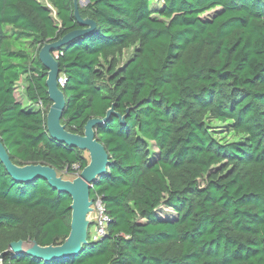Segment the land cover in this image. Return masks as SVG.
Wrapping results in <instances>:
<instances>
[{"label":"trees","instance_id":"1","mask_svg":"<svg viewBox=\"0 0 264 264\" xmlns=\"http://www.w3.org/2000/svg\"><path fill=\"white\" fill-rule=\"evenodd\" d=\"M47 1L55 18L38 0H0V141L16 165L75 177L88 157L47 132L38 55L81 26L73 0ZM77 2L96 27L52 52L61 123L83 134L111 107L123 118L95 127L110 161L90 198L109 222L74 256L8 251L0 264H264V0ZM70 204L43 178L14 181L0 161V254L18 240L62 243Z\"/></svg>","mask_w":264,"mask_h":264},{"label":"water","instance_id":"2","mask_svg":"<svg viewBox=\"0 0 264 264\" xmlns=\"http://www.w3.org/2000/svg\"><path fill=\"white\" fill-rule=\"evenodd\" d=\"M73 2L74 18L81 27L69 31L57 40L44 43L38 57L47 69L46 86L51 100V105L46 114L47 132L52 139L87 152L88 164L74 178L64 179L54 168L47 165L27 164L19 166L14 164L0 141V161L14 181L23 183L43 178L53 189L69 194L71 197L69 206L71 210L70 232L64 241L57 245L41 246L34 240L12 242L9 248L0 254V259L6 252L11 251L15 253L26 252L37 259L49 262L78 254L89 241V227L93 224L90 188L94 180L106 172L110 161L105 147L95 136V127L107 121L112 114L120 116L115 114L111 107L107 110L104 118L89 119L84 126L83 134L72 133L66 130L65 125L61 123L66 100L58 83L59 65L52 52L72 40L90 33L96 27L94 20L80 16L78 2L77 0H73ZM120 118L123 120L122 117Z\"/></svg>","mask_w":264,"mask_h":264},{"label":"built area","instance_id":"3","mask_svg":"<svg viewBox=\"0 0 264 264\" xmlns=\"http://www.w3.org/2000/svg\"><path fill=\"white\" fill-rule=\"evenodd\" d=\"M65 82L64 77L59 76L58 77V83L60 86H63ZM93 211H92V219H93V225L95 226L94 233L90 236L89 232V239L90 240H96L99 237L103 236L107 224L109 222V217L105 211L104 204L102 203V200L99 196L95 197L92 199V204H91Z\"/></svg>","mask_w":264,"mask_h":264},{"label":"rangeland","instance_id":"4","mask_svg":"<svg viewBox=\"0 0 264 264\" xmlns=\"http://www.w3.org/2000/svg\"><path fill=\"white\" fill-rule=\"evenodd\" d=\"M38 1H39L41 4H43V5H45V6H48V7L51 9V11H52V16L55 18V10H54V9L52 8V6L48 3V1H47V0H38ZM80 2H81L82 5L85 4V0H80ZM212 14H213V11H210V12H208V13H204V14L202 15V17L207 18V17L211 16ZM130 52H131L130 50H128V51L125 52V58H127V57L130 55ZM18 96H19V95H18ZM19 98H20V96H19ZM214 124L217 125V123H214ZM150 147H151V149H152L154 152L156 151L155 147H154L152 144H150ZM84 154H85L86 157H88V153H87V152H84ZM58 174H59L60 176H62V178H64V179H72V178H74L73 176L68 175V174H66V173H64V172H59ZM161 211H162V212H160V213H161L163 216L167 214L166 209H162ZM171 215L173 216L174 214L171 213ZM94 230H95V226H94L93 224H91L90 227H89L90 236L94 233Z\"/></svg>","mask_w":264,"mask_h":264}]
</instances>
